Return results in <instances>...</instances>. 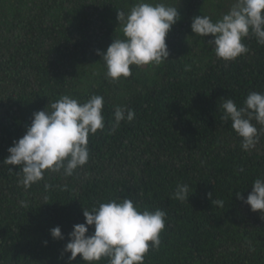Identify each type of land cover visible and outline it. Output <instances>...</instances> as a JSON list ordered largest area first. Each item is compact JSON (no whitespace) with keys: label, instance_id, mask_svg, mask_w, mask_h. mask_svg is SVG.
Segmentation results:
<instances>
[{"label":"trees","instance_id":"16d2710c","mask_svg":"<svg viewBox=\"0 0 264 264\" xmlns=\"http://www.w3.org/2000/svg\"><path fill=\"white\" fill-rule=\"evenodd\" d=\"M136 2L0 0V264H86L63 251L73 226L86 222L84 207L126 197L167 214L145 264H264V216L237 196L246 199L264 178V126L252 121L259 141L244 151L219 107L226 98L243 107L250 92L264 93V45L250 34L247 54L217 58L211 35L194 34L191 24L221 18L236 0H164L180 12L166 38L169 59L111 81L97 50L123 38L118 12ZM65 94L81 103L103 96L105 128L89 136V161L72 176L45 172L25 189L19 166L3 164L8 148L33 113ZM117 106L135 117L113 132ZM179 184L190 186L189 201L173 198ZM57 226L64 239L52 237Z\"/></svg>","mask_w":264,"mask_h":264},{"label":"clouds","instance_id":"9594fccd","mask_svg":"<svg viewBox=\"0 0 264 264\" xmlns=\"http://www.w3.org/2000/svg\"><path fill=\"white\" fill-rule=\"evenodd\" d=\"M117 19L122 26L123 38L113 39L106 51L97 50L106 66V78L119 81L132 75L133 66H159L169 59L170 50L166 42L168 33L180 19L178 7L164 0H137L128 12L120 10ZM194 34L208 37L217 58L235 60L247 54L243 42L250 34L264 45V0H236L233 6L213 21L207 15L193 18ZM239 107L231 98L220 103L224 121L241 137V147L251 151L259 141L260 129L264 126V93L250 92ZM104 97L93 94L85 102L70 95H63L45 110L33 113V120L26 133L8 148L10 153L3 161L5 165L19 166L25 189L44 179L45 172L72 176L77 168L89 161V136L105 128ZM135 111L127 106H117L114 112L112 131L122 121L131 122ZM255 120L256 124L252 121ZM13 170V168H10ZM243 171V169H241ZM193 192L188 184L177 185L173 198L189 201ZM214 206L224 207V201L214 199ZM239 199L250 205L252 211L264 216V178H256L247 198L237 193ZM27 207V203L21 201ZM85 223H78L68 234L69 242L64 252L70 253L69 261L80 256L86 264H145L150 250H158L161 233L166 227V212L144 208L130 198L111 200L85 208ZM94 232L89 233V226ZM55 239H64L61 227L52 228ZM47 243V242H45Z\"/></svg>","mask_w":264,"mask_h":264}]
</instances>
